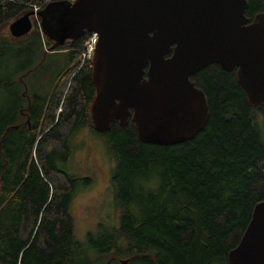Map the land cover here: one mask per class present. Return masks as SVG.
<instances>
[{"label":"trees","instance_id":"1","mask_svg":"<svg viewBox=\"0 0 264 264\" xmlns=\"http://www.w3.org/2000/svg\"><path fill=\"white\" fill-rule=\"evenodd\" d=\"M29 1L0 0V32L32 9ZM259 12L264 0H248L246 15ZM39 33L42 62L65 50L66 66L45 95L31 96L24 74L26 103L0 124V264H230L229 251L264 200V105L249 103L237 68L210 64L191 76L209 104L203 130L178 144L146 143L132 117L107 132L94 127L92 63L79 66L90 32L64 44ZM82 128L108 136L123 199L116 229L104 245L89 236L88 249L72 210L76 177L59 164Z\"/></svg>","mask_w":264,"mask_h":264},{"label":"water","instance_id":"2","mask_svg":"<svg viewBox=\"0 0 264 264\" xmlns=\"http://www.w3.org/2000/svg\"><path fill=\"white\" fill-rule=\"evenodd\" d=\"M247 7L248 0H57L26 12L9 29L26 35L37 14L44 35L58 44L99 33L94 127L107 132L114 121L127 125L132 117L142 141L173 145L207 124L208 100L191 76L210 64L237 68L249 103L264 105V12L250 20ZM228 260L264 264V200Z\"/></svg>","mask_w":264,"mask_h":264},{"label":"rangeland","instance_id":"3","mask_svg":"<svg viewBox=\"0 0 264 264\" xmlns=\"http://www.w3.org/2000/svg\"><path fill=\"white\" fill-rule=\"evenodd\" d=\"M37 16L32 15V19L38 24L40 19ZM9 25L0 32V124L3 120H9L19 105L26 103L23 98L25 86L20 82L24 74L29 94L45 95L51 93L60 70L66 66L63 53L51 54L42 62L47 47L39 33L40 30L43 35L40 25L39 29L34 25L29 33L21 37L13 36ZM41 62L42 65L29 72ZM109 142L108 136L82 128L71 141L68 160L64 163L59 161L61 166L76 177L78 189L72 200V210L78 238L86 243L87 249L90 247L89 236L104 245L108 235L119 224L123 208L117 180L118 160ZM14 148L10 142L9 150ZM155 179L158 180V177ZM121 246V239L113 245L114 249ZM92 249L89 252L95 259L96 254ZM134 264L148 263L138 261Z\"/></svg>","mask_w":264,"mask_h":264},{"label":"built area","instance_id":"4","mask_svg":"<svg viewBox=\"0 0 264 264\" xmlns=\"http://www.w3.org/2000/svg\"><path fill=\"white\" fill-rule=\"evenodd\" d=\"M10 1H19V2L26 1L27 2V0H10ZM52 1H57V0H30L29 2L31 4L29 5L32 6L31 8L33 10L39 11L40 9H42L43 7H45L47 4H49ZM68 1L73 3L76 0H68ZM26 2H23V3L26 4ZM98 41H99V33L90 32L87 38L85 39L83 46L81 48V51H80V65L79 66L88 65L91 62L95 54Z\"/></svg>","mask_w":264,"mask_h":264},{"label":"flooded vegetation","instance_id":"5","mask_svg":"<svg viewBox=\"0 0 264 264\" xmlns=\"http://www.w3.org/2000/svg\"><path fill=\"white\" fill-rule=\"evenodd\" d=\"M250 18V17H249ZM253 19V18H252ZM251 18H250V20H252ZM63 51H65V50H61V51H58V53H63Z\"/></svg>","mask_w":264,"mask_h":264}]
</instances>
